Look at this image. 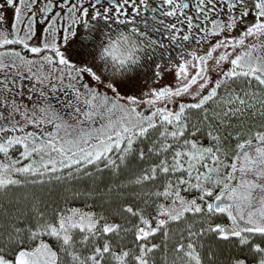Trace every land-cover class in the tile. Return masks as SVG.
Returning <instances> with one entry per match:
<instances>
[{
    "label": "snow or ice",
    "instance_id": "6c2138e0",
    "mask_svg": "<svg viewBox=\"0 0 264 264\" xmlns=\"http://www.w3.org/2000/svg\"><path fill=\"white\" fill-rule=\"evenodd\" d=\"M141 2L147 4V0ZM162 3L165 17L176 18L187 25V33L183 35H177L184 30L177 28L175 23L169 25V38L172 41L194 40L200 44L203 38L221 36L225 31L235 30L253 11L256 19L246 27L243 35L236 39L226 37L219 40L210 46L205 55L198 56L195 51L189 52L191 60L180 64L176 75L179 79L186 80L189 76L188 66L193 61H198L196 74L186 84L175 89L165 87L152 91L150 95L153 98L143 102L148 106L146 112L138 110L141 101L135 97H127V104H124L120 102L122 97L112 99L101 94L95 87L84 84L87 93L85 97L75 85L68 84L67 88L72 90L74 102H79L84 97L83 103L88 109L81 113L78 104L74 108L72 118L80 125L76 138H71V134L67 132V129L74 126L51 103L39 108L33 106L30 112L27 106L18 104L14 98L9 102L5 96L0 103L9 111L7 116L0 112V121L8 120V124H0V154L8 162L0 161V192H5L11 186H21L22 181L14 178L16 176H51L61 181L65 179L62 175L65 170L68 171L67 178L71 179L72 170L75 169L76 174L84 173L91 177L93 173L86 171L89 166L94 167L98 173L107 170L113 176H119L121 170L128 168L133 159L152 162L141 168L134 179L115 186L109 185L99 193L106 198L105 202L108 204L113 203L114 193L118 197L119 202L111 209L110 215L67 208L54 210L53 216L48 217L34 203V223L24 227L12 223L6 235L0 234V239L9 248L16 250L14 259L10 260L0 247V264H106L109 258L114 264H128L130 256L136 264H150L148 257L160 248V245L151 241L159 235L166 246L167 241L172 238V226L181 223L187 232L185 239L188 242H177L173 249V264H204L200 251L204 247L201 238L208 236L221 242L235 241L241 249L248 248L252 253L258 254L257 264H264V54L254 55L257 51L264 53V39L259 44L248 46L247 51L231 60L227 51L220 54L216 58L217 67L223 63L231 65L228 70L220 71L223 80L219 76L212 80L207 69L217 50L244 46L250 36L264 38V0H162ZM35 4L36 0H31L27 5L26 0H4V3H0V9H14L11 30L3 28L5 16L0 12V48L20 45L36 56L51 53L43 55L42 62L50 65L53 72H59L57 80L60 84L64 82V70H67L69 80H78L83 73H87L97 83H103L108 89L117 92L112 83L102 79L92 68H78L66 58L62 45L69 44V37L76 35L75 30L65 29L58 33L52 27L56 21H52L48 25L51 40L49 41L46 32L41 44L32 46L30 40L35 35L36 16L31 15L27 17L24 35H20L23 10L27 7L32 12ZM128 4L129 0H115V3L101 5L95 0L92 16L118 24L121 22L118 19L120 16L127 17L124 6ZM132 4L138 12L135 0H132ZM61 6L72 13L73 24L76 23L75 14L79 9H83L84 24L89 20V10L83 7L82 2L79 8L63 4ZM52 8L53 3L47 0L37 10L47 14ZM190 11L194 14L190 15ZM113 12L115 19L111 15ZM225 14L226 20L216 18ZM194 20L201 22L199 30L204 34L201 39L193 36V30L197 28ZM5 57L14 58L10 65L5 63ZM16 60L20 62L19 65ZM43 63L38 72H34L36 60L27 59L19 51L0 52V71L11 67L17 69L16 76H20L19 68L27 67L30 77L37 85L52 81L51 73H43ZM16 76L9 81L5 75V79L0 80V92L11 93L9 84H15ZM240 78L249 87L242 88L240 92L235 89L226 90L229 82ZM200 81L203 83L192 94L193 102L180 103L172 110L156 106L164 100L174 103L175 98L189 94L192 87ZM253 81L260 91L251 88ZM205 89L208 91L205 92ZM221 89L226 90L223 96L220 95ZM51 90L54 93L58 91L55 85H52ZM40 95H45L43 90ZM211 102L215 103L213 109L208 107ZM66 106L73 108L74 103L70 102ZM98 109L107 110V122L99 128L85 129V122L91 124L94 117L103 118V113ZM116 111L120 112V116L113 120L112 114ZM192 111L199 112L200 117L192 119L189 115ZM16 114L22 117L23 124L14 119ZM75 114L83 115L84 119L80 120ZM246 116L259 117L261 121L257 130H249L247 134L242 131ZM233 120L239 121L237 127L241 130L229 131ZM29 124L35 128L51 124L55 130L37 136L35 132L25 133V125ZM156 129H160L156 138L145 145L144 142L149 141L151 132ZM62 130L66 133L64 137L60 136ZM201 134L208 139L207 146L199 139ZM229 137L236 141L235 151L231 156L225 145ZM254 141L257 143L254 144ZM17 147L21 149L19 157L12 159L10 152ZM25 161L28 163H24ZM57 173L61 175H56ZM157 181H162L160 187L131 193L133 198L143 200V206L124 202L127 196L121 189H144ZM31 183L44 184L45 181L40 179ZM257 191L261 193L258 198ZM86 195L94 198L97 193L88 192ZM150 208L153 211H149ZM219 216L225 217L227 222H217ZM117 217L127 220L132 226L115 222ZM121 232L133 233L138 254L131 250L119 253L113 251L110 237L120 236ZM180 235L183 236V232ZM257 237L260 242L256 241ZM86 248L90 249L87 255L81 250ZM228 264H247V261L236 256Z\"/></svg>",
    "mask_w": 264,
    "mask_h": 264
},
{
    "label": "flooded vegetation",
    "instance_id": "af4514ba",
    "mask_svg": "<svg viewBox=\"0 0 264 264\" xmlns=\"http://www.w3.org/2000/svg\"><path fill=\"white\" fill-rule=\"evenodd\" d=\"M47 0H36V4L32 10L29 12L27 7L23 10V23L21 25L20 35H24V30L27 27V17L31 15L36 16V22L34 24V33L35 35L30 40V44L32 46H36L41 44L42 36L47 32L48 39L51 40V31L48 28L49 24H52V21H56L55 24L52 25L54 29H57L58 33L63 32L65 29L72 31H76V35L74 37H69V44L67 46L62 45L65 50L66 58L69 59L70 63L77 65V67H90L97 74L100 73L101 66L96 62V56L100 51V45L102 41H104L107 36L117 28L133 31L135 29V35L137 37V41L141 47L143 56H142V66L137 68L133 74L125 75L122 78L119 77H109L105 75L103 79L107 82H111L115 87L120 86H145L147 84H151V82L156 77H163L164 75L171 73L174 69L177 70L180 64H183L186 60H191V56L188 55L189 52L195 51L198 56L205 55L208 50H210V46L215 44L219 40H223L226 37L230 39H236L239 35H243V32L246 30V27L255 22L256 16L253 11L248 17L244 19L242 23L238 25V27L233 31H225L221 36H208L203 38L202 43L197 44L194 40L192 41H172L169 38L170 28L169 25L171 23H175L177 28L183 29L184 31L177 33V35H183L187 33V25L186 23H180L176 18L165 17L164 16V5L162 0H147V4L141 2V0H135V7L139 9L137 12L133 7L132 0H129V4L124 6V11L128 13L127 17L120 16L118 19L121 20L120 23H111L108 20L103 18L96 19L94 15L92 16L93 8L92 5L95 3V0H51L53 3L52 10L44 14L37 9H39ZM83 3V7L89 10V20L86 24H84V19L82 16L83 9H79L75 14L76 23H72V13L68 11L66 7H62L61 5H67L68 7H76L79 8V4ZM0 3H4V0H0ZM31 3V0H26V5ZM97 3L101 5H106L108 3H115V0H97ZM0 12H3L5 19L3 21V28L7 30H11L14 24V9L10 7H6L5 9H0ZM190 15L194 14L193 12H189ZM115 19V13L111 14ZM92 16V17H91ZM217 19H227V15L218 16ZM127 19V21H124ZM194 24L197 25V28L193 30V36L195 39H201L204 37L202 31H200L201 22L198 20L193 21ZM71 25V28H69ZM260 38L258 39L256 36H250L246 39L244 46H237L235 49L232 48H221L217 50L216 53L213 54V59L209 61L207 65L208 74L212 80H215L217 76L220 79H224L223 76L220 75V71L228 70L231 65L230 63H223L220 67H217L216 58L227 51L229 54V60L235 58L236 55H239L243 51L248 50V46L252 44H259L261 42ZM183 47H182V46ZM7 51H19L21 55L25 56L27 59H32L37 61V65L33 67L34 72H38L41 68L42 57L45 54L51 55V53H41L40 56H36L27 50L23 49L20 45H10L5 46L4 48H0V52ZM264 53L257 51L254 55H262ZM14 58L5 57L4 61L6 64H11ZM17 65H19V61L16 60ZM192 65L191 67H189ZM188 66V71L190 68L195 67L198 68L199 62L193 61L192 64ZM57 67H61L57 65ZM43 73H51L52 81L49 83L45 82L44 85H37L34 81L32 84L29 81V84L26 87V83H21L24 79V76H30L27 67H20L19 72L20 76H16L17 69L7 68L4 71H0V80L5 79V75H7L8 80L11 81L14 76H16L15 84H9L12 88L11 93L0 92V101L4 100V97L7 96L9 102L14 98L18 104L27 106L28 109H33V106L37 108L45 106L47 103H51L54 108L64 117L65 120L68 121L69 124L74 127L67 129V132L71 134V138H76L78 136L80 125L77 120L72 118L74 114V108L78 104L81 109V113L87 111L86 105L83 103V98L81 101L74 102V95L71 89L67 88L68 84L75 85L76 88L80 90L84 96H87L85 89L83 87L84 84H88L90 87H95L101 94H104L108 91H105V84L97 83L94 81L91 76L87 73H83L78 80H69L67 76V70L65 71V77L63 84H60L57 80V76L59 72H53L50 65L43 63L42 68ZM159 73V75H157ZM39 74V73H38ZM31 78V77H30ZM200 83L198 82L193 87L198 88ZM52 85H55L58 89L55 93L52 92ZM241 85L242 87H249L247 82L243 79H237L235 81L229 82L226 86L227 91H231L233 86ZM211 87V85H210ZM107 88V87H106ZM251 88L255 91H260V88L256 84L255 81L252 82ZM41 90L44 91L45 95L41 96ZM119 90V89H118ZM225 89H221V91L226 92ZM120 91V90H119ZM208 89H205L207 92ZM30 92L29 94H26ZM20 93H23L22 95ZM31 97V99H29ZM123 97V96H121ZM70 102L74 103L73 108H68L66 105ZM193 101L189 100H180L177 101V105L180 103H191ZM97 103H99L97 101ZM174 106L173 108H175ZM172 108V109H173ZM169 109V107H168ZM171 110V109H169ZM178 110V108L176 109ZM9 109L4 108L3 104L0 103V112H3L5 116L8 115ZM103 113V112H102ZM39 115V113H37ZM79 117L80 120H83L84 117L81 114H75ZM107 113L106 115L103 113V118L100 116L94 117V121L90 124L85 122L83 127L88 129L90 127L99 128L101 124H103V120L107 122ZM15 120L22 122V117L19 114H16L14 117ZM0 124H8V120L0 121ZM22 124V123H21ZM41 130H44L43 133H39L38 130H31L27 132H35L37 136L46 135L50 131H54L55 129L51 124L47 128L40 126ZM258 129V128H257ZM39 133V134H38ZM18 133H13L16 135ZM22 134V133H21ZM66 135L65 131L60 132V136L64 137ZM257 143L256 141L253 142ZM21 149L19 147L14 148L11 152L20 153ZM3 154H0V157ZM253 156H255V152H253ZM251 178V177H250ZM238 182V181H237ZM258 194H261L258 192ZM220 217V222H227L226 218L223 216ZM217 217V218H219ZM235 242V241H229ZM257 242H260V239L257 238ZM238 246V245H237ZM263 246V244H262ZM259 259L258 254H256V260L251 262L250 264H257Z\"/></svg>",
    "mask_w": 264,
    "mask_h": 264
},
{
    "label": "trees",
    "instance_id": "16d2710c",
    "mask_svg": "<svg viewBox=\"0 0 264 264\" xmlns=\"http://www.w3.org/2000/svg\"><path fill=\"white\" fill-rule=\"evenodd\" d=\"M242 88L241 85L233 86V89L240 92ZM192 119L198 117L195 111L190 115ZM239 121L233 120L232 128L229 131H237L241 130L238 128ZM261 121L259 117L252 118L250 116H246L242 131L247 134L249 130L255 131L259 128ZM158 135V134H157ZM151 139H154L150 137ZM149 141H145L146 145ZM199 139L204 145H208V139L201 134ZM226 147L228 148L229 155L235 151L236 141L229 137L225 142ZM152 161H144L140 162L135 159L130 161V165L126 169H122L119 176H113L110 171H105L103 173L96 172V169L92 166H89L86 171H91L93 176L89 177L84 173H75V169H73V177L68 179V173H64L65 179L61 181L51 180L44 177H33L27 182H23L21 186H11L5 192H0V234L6 235L9 230V225L12 223H17L19 226L24 227L28 224L34 223V213L32 212V206L34 203L38 204L41 211L45 212L48 217L53 216L54 210H64L71 207H88L93 211L104 212L105 214H111V209L116 206L119 202L118 197H116L115 193L113 194V203H106V198L101 197L99 193L109 185H119L121 183H127V181L134 179L135 174L143 167H147ZM103 166V165H101ZM43 179L45 181L44 184L39 183H31L33 180ZM50 181V182H49ZM162 181H157L154 184L145 186L144 189L137 188H125L121 189L127 196V200L124 201L126 203L139 204L143 206V200L139 198H133L131 193L136 191H148L153 190L157 187H160ZM88 192L97 193L94 198L86 195ZM73 193H77L78 195H73ZM154 199V198H153ZM154 207V206H153ZM149 211H153L152 208ZM121 223H126L131 227L132 224L127 220L120 219L119 217L115 218ZM135 222L134 220L132 221ZM199 225H197V228ZM184 229V224L177 225L172 229V234L175 231H181ZM124 239H117L113 241L114 247L119 248L120 250H126L130 247H133L135 243V239H133L131 234L125 235ZM204 243L202 252L204 264H228L231 258L239 256L241 258L246 259L247 264H250L256 257L252 258V252L248 248L241 249L237 246L236 242H221L218 241L213 236H208L207 238H201ZM175 241V238H171L167 241V245L165 246L162 238L156 239V243H160L161 249H159V257H154L153 260L159 261L161 256H163L166 251L172 250L173 245L172 242ZM257 241V240H256ZM137 245V244H136ZM264 246V244H263ZM0 247L3 248V254L8 259H14L16 250L14 248H9L3 239H0ZM79 248V247H78ZM85 255L88 254L89 250L81 249ZM156 255V256H158ZM211 256V259H210ZM166 258V256H165ZM159 259V260H158ZM161 261V260H160ZM106 264H110V258L107 260Z\"/></svg>",
    "mask_w": 264,
    "mask_h": 264
},
{
    "label": "rangeland",
    "instance_id": "374dc122",
    "mask_svg": "<svg viewBox=\"0 0 264 264\" xmlns=\"http://www.w3.org/2000/svg\"><path fill=\"white\" fill-rule=\"evenodd\" d=\"M192 65H190L189 67H191ZM197 69L198 68H196L195 66L194 67H192V68H190V70L188 71L189 72V76H188V78L186 79V80H181V79H179L178 77H177V75H176V71L177 70H173L171 73H168V74H166V75H164L163 77H156V78H154L151 82H153V83H151V84H147V85H145V86H135V87H128V86H120V87H117L116 86V89L118 90L117 92H113L112 90H110V89H108V88H106V87H104V89H105V91H108V92H106V93H104V94H106V95H108L110 98H112V99H115V97L116 96H123L122 98L123 99H121V103H124V104H127V97H135V98H137L138 100H140L141 101V103L138 105V110H140V111H148V106L146 105V104H144L143 102L145 101V100H147V99H150V98H153V97H151V95H150V93L152 92V91H155V90H158V89H162V88H165V87H171V88H173V89H175V87H177V86H181V85H183V84H186L187 82H188V80H190L191 79V77L192 76H194L195 74H196V72H197ZM24 80L21 82L22 84L25 82L26 83V87H27V85L29 84V81L33 84L34 83V81L32 80V78H30V76H24V78H23ZM102 85H103V83H102ZM104 86V85H103ZM199 88V87H198ZM198 88H195V87H192V89L190 90V92H189V94H186V95H184V96H181V97H178V98H175V101H174V103L173 102H169L168 100H164V101H160L156 106H158V107H169V109H171L172 110V108L174 107V106H176L177 105V101H180V100H189V101H192V94L193 93H195L197 90H198ZM237 91V90H236ZM238 92V91H237ZM30 92H27L26 94H29ZM102 93V92H101ZM226 94V92H224V91H220V95L221 96H223V95H225ZM110 106V105H109ZM208 107L210 108V109H213V108H215V103L214 102H211L209 105H208ZM98 111H100L101 113L103 112L105 115H106V113H107V110L106 109H98ZM193 112V111H192ZM192 112H190L189 113V115H191L192 114ZM196 112V111H195ZM196 114H198V117H195V119H198L199 117H200V113L199 112H196ZM211 114V113H210ZM83 116V115H82ZM107 116H108V113H107ZM119 116H120V112L119 111H116L114 114H112V119L113 120H117L118 118H119ZM22 124L24 123L23 122V120H22V122H21ZM103 123H106V121L105 120H103ZM43 127H45V128H47L48 126H49V124L48 125H42ZM38 130V132L39 133H43L44 132V130H41V129H39V128H35V127H33L32 125H25V132L26 131H31V130ZM159 131H160V129H156V130H154V131H152L151 132V134H150V137H152V138H154V137H156L157 136V134L159 133ZM38 133V134H39ZM151 139V138H150ZM206 146V145H205ZM113 155L115 156L116 155V153H113ZM10 156H11V158L12 159H17L18 157H19V154L18 153H13V152H10ZM36 159H39L38 157H36ZM0 161H2V162H4V163H7L8 161L5 159V157L4 156H1L0 157ZM24 163H28V161H25ZM64 173H68V171L67 170H65V172ZM64 173L62 174L63 176H64ZM56 175H61L60 173H57ZM41 177H43V176H41ZM14 178H17V179H20L21 181H22V183L23 182H27V181H29L30 179H32L33 177H27V178H25V177H21V176H16V177H14ZM44 178H48V179H51V180H55V178L54 177H44ZM31 182V181H30ZM182 194H185V195H189V194H187V193H182ZM261 194H258V191H257V193H256V196H257V198L260 196ZM155 199V198H154ZM258 202V201H257ZM71 208H77V209H80V210H82V211H85V212H88V211H93V210H91L90 208H88V207H77V206H75V207H71ZM93 212H97V211H93ZM97 213H99V212H97ZM190 219H191V217H190ZM220 217L219 218H217V222H220ZM115 222H117V223H121V222H119L118 220H115ZM122 224H126V223H122ZM181 224H183V223H181ZM126 226H129L128 224H126ZM177 225H173L172 226V229L173 228H175ZM181 232H183V236H181L180 235V233ZM128 234H131L132 235V237H133V239H135V237H134V235H133V233L132 232H127V233H125V232H121V234H120V236H112V237H110V239L112 240V242L113 241H115V240H117V239H124L123 237L125 236V235H128ZM172 237L173 238H175V241L174 242H172V245L175 247L176 246V244H177V242L178 241H180V240H183V242L186 244L188 241H187V239H185L186 237H187V232H185L184 231V229H181V231L179 230V231H175V233L174 234H172ZM158 238H162L161 236H156L152 241H151V243H156V239H158ZM170 240V239H169ZM168 240V241H169ZM102 242V241H101ZM54 243V242H53ZM137 243H135L134 244V246L133 247H130V248H128V249H126V250H124V251H127V250H131L134 254H138V246L136 245ZM157 245H160V243H156ZM79 247V246H78ZM161 247L163 248V246H160V248L159 249H161ZM174 247H173V249H174ZM173 249L172 250H167L166 251V253H164L163 254V256H161L160 258V260L159 261H157V260H153L154 259V257H159L161 254H159L158 255V253H159V250L158 251H156L155 253H153V254H150V256L148 257L149 258V261H150V264H173V260H174V258H175V253H174V251H173ZM113 251L114 252H116V253H119L120 251H122V250H120L119 248H117V247H114V245H113ZM156 255H158V256H156ZM165 256H166V258H165ZM202 257H203V255H202ZM251 257L252 258H254L255 257V254L254 253H252V255H251ZM110 264H114V261H112L111 260V258H110ZM128 264H136V262H135V260L132 258V256H130L129 257V261H128Z\"/></svg>",
    "mask_w": 264,
    "mask_h": 264
},
{
    "label": "clouds",
    "instance_id": "9594fccd",
    "mask_svg": "<svg viewBox=\"0 0 264 264\" xmlns=\"http://www.w3.org/2000/svg\"><path fill=\"white\" fill-rule=\"evenodd\" d=\"M142 56L135 31L117 28L100 45L96 56V62L101 66L99 75L103 79L105 75L122 78L133 74L142 66Z\"/></svg>",
    "mask_w": 264,
    "mask_h": 264
}]
</instances>
